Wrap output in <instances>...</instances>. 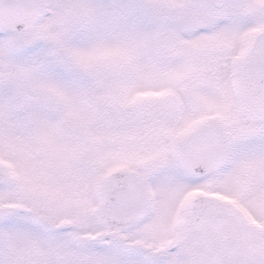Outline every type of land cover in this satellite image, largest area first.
Instances as JSON below:
<instances>
[{
	"label": "snow or ice",
	"instance_id": "6c2138e0",
	"mask_svg": "<svg viewBox=\"0 0 264 264\" xmlns=\"http://www.w3.org/2000/svg\"><path fill=\"white\" fill-rule=\"evenodd\" d=\"M0 264H264V0H0Z\"/></svg>",
	"mask_w": 264,
	"mask_h": 264
}]
</instances>
